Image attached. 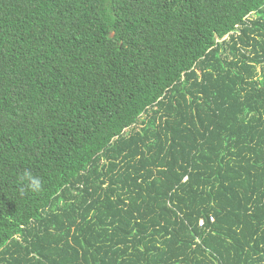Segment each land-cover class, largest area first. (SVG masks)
Listing matches in <instances>:
<instances>
[{"label": "trees", "instance_id": "obj_1", "mask_svg": "<svg viewBox=\"0 0 264 264\" xmlns=\"http://www.w3.org/2000/svg\"><path fill=\"white\" fill-rule=\"evenodd\" d=\"M0 264H264V0H0Z\"/></svg>", "mask_w": 264, "mask_h": 264}, {"label": "clouds", "instance_id": "obj_2", "mask_svg": "<svg viewBox=\"0 0 264 264\" xmlns=\"http://www.w3.org/2000/svg\"><path fill=\"white\" fill-rule=\"evenodd\" d=\"M21 179L23 181H27L28 182V186L30 188H32V190L39 191V189L41 187V181L39 180V178L33 176V174L30 171L26 170L23 173Z\"/></svg>", "mask_w": 264, "mask_h": 264}]
</instances>
